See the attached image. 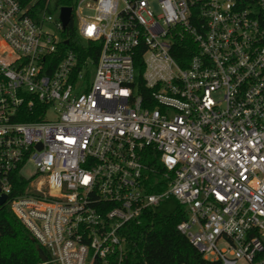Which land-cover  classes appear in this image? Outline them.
<instances>
[{"label":"built area","instance_id":"built-area-1","mask_svg":"<svg viewBox=\"0 0 264 264\" xmlns=\"http://www.w3.org/2000/svg\"><path fill=\"white\" fill-rule=\"evenodd\" d=\"M61 6L0 0V195L41 263L120 261L172 197L203 259L264 264V0H73L70 41Z\"/></svg>","mask_w":264,"mask_h":264},{"label":"trees","instance_id":"trees-1","mask_svg":"<svg viewBox=\"0 0 264 264\" xmlns=\"http://www.w3.org/2000/svg\"><path fill=\"white\" fill-rule=\"evenodd\" d=\"M17 1L23 7L33 2ZM41 1L38 0V3ZM57 3L72 6L73 0H57ZM63 35L69 41L74 37L73 17ZM33 118L24 117L22 120ZM154 163L156 162L151 161V164ZM156 166L160 169L158 164ZM161 187L162 182L159 181L149 189L159 190ZM186 216L183 206L169 197L155 208L145 210L138 224L131 223L127 226L125 252L120 261L112 256L107 262L96 260L94 264H219L217 261L203 259L176 229L177 223L186 219ZM38 248L43 250L7 205H0V264H42Z\"/></svg>","mask_w":264,"mask_h":264},{"label":"water","instance_id":"water-1","mask_svg":"<svg viewBox=\"0 0 264 264\" xmlns=\"http://www.w3.org/2000/svg\"><path fill=\"white\" fill-rule=\"evenodd\" d=\"M70 13H71V9L69 6H61L60 7L59 18L62 22L63 27H65V25L68 23V21L70 19ZM5 199H6L5 195H0V205H2L4 203ZM37 252H38V256H39V259L41 260V262L46 261V256H45L43 250L41 248H38Z\"/></svg>","mask_w":264,"mask_h":264},{"label":"rangeland","instance_id":"rangeland-1","mask_svg":"<svg viewBox=\"0 0 264 264\" xmlns=\"http://www.w3.org/2000/svg\"><path fill=\"white\" fill-rule=\"evenodd\" d=\"M33 170H34L33 166L30 165V164H28V165L24 168L23 172H24L25 174H30V173L33 172ZM237 264H245V262H244V261H239Z\"/></svg>","mask_w":264,"mask_h":264}]
</instances>
